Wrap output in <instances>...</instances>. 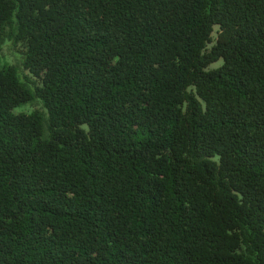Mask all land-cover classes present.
I'll use <instances>...</instances> for the list:
<instances>
[{"label": "trees", "instance_id": "obj_1", "mask_svg": "<svg viewBox=\"0 0 264 264\" xmlns=\"http://www.w3.org/2000/svg\"><path fill=\"white\" fill-rule=\"evenodd\" d=\"M7 43L0 264H264V0H0Z\"/></svg>", "mask_w": 264, "mask_h": 264}, {"label": "rangeland", "instance_id": "obj_2", "mask_svg": "<svg viewBox=\"0 0 264 264\" xmlns=\"http://www.w3.org/2000/svg\"><path fill=\"white\" fill-rule=\"evenodd\" d=\"M21 48L20 47H13L11 43H7L3 47L2 54L0 56V65H16L20 66L21 65V59L20 55L18 52H20ZM222 61L215 63L209 67V69H215L221 66ZM41 109V106L38 103L34 104H26V105H21L18 108L14 110V113L20 114V113H25V114H30L32 110H38Z\"/></svg>", "mask_w": 264, "mask_h": 264}]
</instances>
